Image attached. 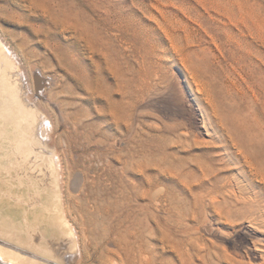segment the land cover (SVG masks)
<instances>
[{
	"label": "rangeland",
	"instance_id": "obj_1",
	"mask_svg": "<svg viewBox=\"0 0 264 264\" xmlns=\"http://www.w3.org/2000/svg\"><path fill=\"white\" fill-rule=\"evenodd\" d=\"M1 93L15 264H264V0H0Z\"/></svg>",
	"mask_w": 264,
	"mask_h": 264
},
{
	"label": "bare ground",
	"instance_id": "obj_2",
	"mask_svg": "<svg viewBox=\"0 0 264 264\" xmlns=\"http://www.w3.org/2000/svg\"><path fill=\"white\" fill-rule=\"evenodd\" d=\"M3 45V43H2ZM5 46V45H4ZM6 48V46H5ZM5 53V52H4ZM13 57V56H12ZM11 57V58H12ZM16 63V62H15ZM13 67V66H12ZM18 70V69H17ZM16 70V71H17ZM15 72V71H14ZM14 75V74H13ZM15 82V81H14ZM9 87V86H8ZM11 88V87H10ZM9 92V91H8ZM200 92H204L203 88H200ZM6 96L8 94H6V92L4 93ZM3 93L0 94V98L2 96H4ZM12 96V95H11ZM5 97V96H4ZM16 97V96H15ZM18 97V96H17ZM7 98V97H6ZM10 99H13L12 97ZM15 99V98H14ZM18 99V98H17ZM1 102V101H0ZM18 123V122H17ZM221 129H224L223 126L221 127ZM228 135L230 137H233L232 133L229 131ZM226 147V146H225ZM253 160L251 158L246 157L245 159V163L243 165V168L247 169V172L249 174V184L248 185H244L241 181L235 180L234 184L232 182V180H227L225 182H223L220 185L219 181L214 182L213 184H211V180L205 179L201 182V184L203 185V183H210L211 187L209 189V191L207 192V196H208V200L210 201V206L211 208H216L219 211L218 208V203H221L223 201H225V199L222 200V198H226V196L228 194L223 192V189L228 188L230 189L229 194H231V198L234 200V202H236V204L239 203H250L248 201V199H246L245 197H242V195H245L246 192H248L249 190H252L253 187L254 188H260V192H254L255 195V202L259 203V205L261 206V209H263V214H264V157L261 155H258L257 153H254L253 155ZM261 166V168H260ZM236 189H238L239 193L241 194V197L237 195ZM249 193V192H248ZM17 201V200H16ZM8 205L9 208L12 211L15 209L14 204L11 202H9ZM6 205V203H5ZM218 214V213H217ZM258 215V214H257ZM264 219V218H263ZM197 220V219H196ZM254 221H256L259 224V228H256V233H259L260 235L264 236V220H260V217H256L254 218ZM218 223H220V220L218 219ZM7 221L6 220H2L0 223V227L4 228L7 225ZM223 227L228 228L231 226H236V222L234 221H229L228 224H222ZM233 226V227H234ZM248 235V234H247ZM197 238V237H196ZM200 238V237H199ZM194 239V238H193ZM195 244V241H193ZM200 243V242H199ZM201 244V243H200ZM210 244V243H209ZM8 245V243H7ZM211 245V244H210ZM201 246V245H200ZM204 246V245H203ZM209 247V246H208ZM214 248V246H212ZM216 247V246H215ZM255 247H257L255 245ZM195 248V247H194ZM193 248V249H194ZM198 248V247H197ZM211 248V247H209ZM216 249V248H215ZM214 249V250H215ZM195 250V249H194ZM200 250V249H198ZM202 250V249H201ZM218 250V249H217ZM204 251V250H203ZM12 253V252H11ZM206 253V252H205ZM204 253V254H205ZM210 253V252H209ZM224 253V252H223ZM208 254V253H207ZM227 254V253H226ZM0 256H2L4 258V264H15V262L17 261V259H14V254H10L9 252H5V251H0ZM203 256V255H202ZM218 258L220 263L222 264V262H224V260H226L227 258L225 257L224 254H218ZM207 257V256H205ZM1 258V257H0ZM204 259V258H203ZM206 261V260H205ZM218 261V260H216ZM218 261V262H219ZM2 262V261H1ZM6 262V263H5ZM17 263V262H16ZM205 263V262H204ZM233 264H245L242 262H237V261H233Z\"/></svg>",
	"mask_w": 264,
	"mask_h": 264
}]
</instances>
